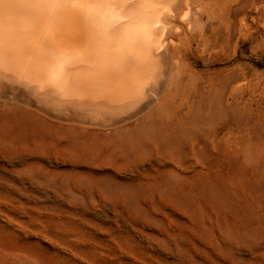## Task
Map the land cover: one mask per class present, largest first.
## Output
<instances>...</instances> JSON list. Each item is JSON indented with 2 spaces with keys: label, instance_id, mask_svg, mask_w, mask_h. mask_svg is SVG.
<instances>
[{
  "label": "rangeland",
  "instance_id": "374dc122",
  "mask_svg": "<svg viewBox=\"0 0 264 264\" xmlns=\"http://www.w3.org/2000/svg\"><path fill=\"white\" fill-rule=\"evenodd\" d=\"M221 1L182 45L181 122L76 127L0 90V264H264V0Z\"/></svg>",
  "mask_w": 264,
  "mask_h": 264
},
{
  "label": "bare ground",
  "instance_id": "6f19581e",
  "mask_svg": "<svg viewBox=\"0 0 264 264\" xmlns=\"http://www.w3.org/2000/svg\"><path fill=\"white\" fill-rule=\"evenodd\" d=\"M220 1L0 0V90L76 127L181 122L182 45L211 43Z\"/></svg>",
  "mask_w": 264,
  "mask_h": 264
}]
</instances>
